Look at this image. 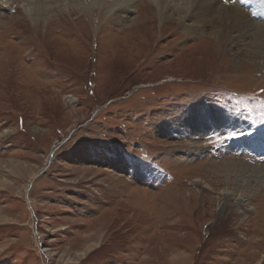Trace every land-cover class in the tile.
<instances>
[{
    "label": "rangeland",
    "instance_id": "1",
    "mask_svg": "<svg viewBox=\"0 0 264 264\" xmlns=\"http://www.w3.org/2000/svg\"><path fill=\"white\" fill-rule=\"evenodd\" d=\"M30 1L0 0V264H264V63L164 0Z\"/></svg>",
    "mask_w": 264,
    "mask_h": 264
},
{
    "label": "bare ground",
    "instance_id": "2",
    "mask_svg": "<svg viewBox=\"0 0 264 264\" xmlns=\"http://www.w3.org/2000/svg\"><path fill=\"white\" fill-rule=\"evenodd\" d=\"M113 1L117 3L126 2V0ZM222 1L164 0L166 9L181 12L182 17L185 19L189 16H192L194 20L196 19L193 22L196 30L200 31L206 25H212L218 44L221 47L227 44L230 47V51L237 56V60L243 58L244 60L252 59L258 63H264V0H248V2H244V8L239 5L228 6L223 4ZM29 2L31 1L27 0V6H30ZM162 3L161 0H157L158 6ZM246 4L250 9L257 10L263 14L261 21H255L249 16L245 10ZM25 8L30 13V8ZM250 35L254 38L253 43H246L248 46L240 48L242 38Z\"/></svg>",
    "mask_w": 264,
    "mask_h": 264
},
{
    "label": "snow or ice",
    "instance_id": "3",
    "mask_svg": "<svg viewBox=\"0 0 264 264\" xmlns=\"http://www.w3.org/2000/svg\"><path fill=\"white\" fill-rule=\"evenodd\" d=\"M225 2H227V0H225ZM242 2H248V0H242Z\"/></svg>",
    "mask_w": 264,
    "mask_h": 264
}]
</instances>
